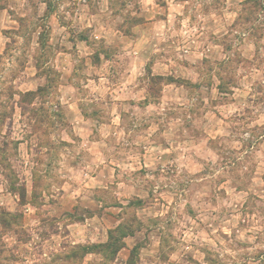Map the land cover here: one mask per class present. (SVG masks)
I'll use <instances>...</instances> for the list:
<instances>
[{
  "label": "clouds",
  "instance_id": "1",
  "mask_svg": "<svg viewBox=\"0 0 264 264\" xmlns=\"http://www.w3.org/2000/svg\"><path fill=\"white\" fill-rule=\"evenodd\" d=\"M0 264H264V0H0Z\"/></svg>",
  "mask_w": 264,
  "mask_h": 264
},
{
  "label": "rangeland",
  "instance_id": "2",
  "mask_svg": "<svg viewBox=\"0 0 264 264\" xmlns=\"http://www.w3.org/2000/svg\"><path fill=\"white\" fill-rule=\"evenodd\" d=\"M5 118H7V113L4 114Z\"/></svg>",
  "mask_w": 264,
  "mask_h": 264
}]
</instances>
